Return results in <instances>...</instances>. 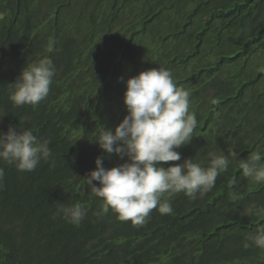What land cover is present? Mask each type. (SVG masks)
Masks as SVG:
<instances>
[{"label":"trees","instance_id":"obj_1","mask_svg":"<svg viewBox=\"0 0 264 264\" xmlns=\"http://www.w3.org/2000/svg\"><path fill=\"white\" fill-rule=\"evenodd\" d=\"M46 57L48 96L15 106L9 84ZM158 67L190 93L198 122L181 160L163 166L237 158L211 191L165 194L172 213L153 209L134 227L102 213L85 178L104 154L99 130L127 115L126 80ZM10 126L49 139L51 158L31 172L0 160V264H264V249L243 247L264 225V182L239 167L254 153L264 163V0H0V133ZM58 203L87 210L79 226L56 215Z\"/></svg>","mask_w":264,"mask_h":264},{"label":"clouds","instance_id":"obj_2","mask_svg":"<svg viewBox=\"0 0 264 264\" xmlns=\"http://www.w3.org/2000/svg\"><path fill=\"white\" fill-rule=\"evenodd\" d=\"M55 74L54 63L47 57L26 65L9 84V99L15 106L35 107L48 96ZM125 83L127 115L114 130L107 127L99 130L95 142L104 154L97 156L95 169L85 179L91 192L104 201L102 213L111 208L119 220L141 227L153 209L161 215L172 213L171 204L162 202L165 194L183 192L195 200L198 194L203 196L211 191L218 175L229 167V157L236 159L237 152L231 150L227 155L210 152L206 167L192 158L164 167L167 162L181 160L176 149L191 141L197 127V119L189 111L190 93L177 86L171 71L163 67L143 70ZM50 143L49 139L38 138L31 129L18 131L10 126L7 132L0 133V160L14 164L21 172L34 171L41 160H50ZM114 154L127 159L106 168L105 156L111 158ZM261 159L260 154L254 153L239 164L243 175L257 183L264 182ZM3 177L4 169L0 168V182ZM86 214L80 203L57 204L56 215L68 223L79 226ZM253 245L264 249V225H258L254 233L245 237L243 247Z\"/></svg>","mask_w":264,"mask_h":264}]
</instances>
